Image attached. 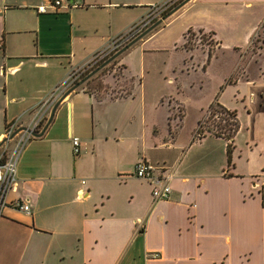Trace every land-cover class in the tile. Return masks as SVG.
I'll use <instances>...</instances> for the list:
<instances>
[{"label":"crops","instance_id":"1","mask_svg":"<svg viewBox=\"0 0 264 264\" xmlns=\"http://www.w3.org/2000/svg\"><path fill=\"white\" fill-rule=\"evenodd\" d=\"M162 1L66 0L54 10L49 0H0V142L13 122L32 124L73 68ZM176 6L56 101L44 132L26 141L0 216V264H264V41L253 50L264 35V0H188L172 12ZM188 30L210 38V56L208 47L187 50ZM226 60L215 96L198 104L182 138V78ZM114 61L134 81L130 93L89 90ZM228 87L232 103L222 99ZM214 102L238 121L229 161L223 137L195 138ZM173 103L183 106L182 119ZM8 142L0 157L13 149ZM142 160L170 171L168 199L154 201L151 185L133 175Z\"/></svg>","mask_w":264,"mask_h":264},{"label":"built area","instance_id":"2","mask_svg":"<svg viewBox=\"0 0 264 264\" xmlns=\"http://www.w3.org/2000/svg\"><path fill=\"white\" fill-rule=\"evenodd\" d=\"M65 1L66 0H49L48 7L57 10L64 5ZM177 1L178 0H163L162 2L152 4L142 18L135 21L126 30L113 37L106 47L95 51L82 65L73 68L65 80L58 84L46 100L39 105L32 124L27 126L31 131L23 129V127L18 128L16 122H13L6 127L5 135H8L7 137H9L15 133L14 136L17 138L10 153L3 159H1L2 156L0 157V216L6 205L8 191L16 188V163L19 154L26 141L33 137L31 132H39L47 111L56 101L63 96H66V93L72 88V86L86 73L93 70L107 59L108 56H111L129 43L140 32H142L144 28L150 25L154 20L160 18L164 10L175 4ZM46 9L47 6L45 4L37 6V11L40 13L46 12ZM71 145L72 152L78 154L81 145L80 138L78 136H72ZM133 175L137 178L146 180L151 185V196L154 201H161L169 198L171 192V173L164 165H152L149 162L142 160L136 163ZM15 205L27 213L30 212L31 205L28 202L17 201Z\"/></svg>","mask_w":264,"mask_h":264},{"label":"rangeland","instance_id":"3","mask_svg":"<svg viewBox=\"0 0 264 264\" xmlns=\"http://www.w3.org/2000/svg\"><path fill=\"white\" fill-rule=\"evenodd\" d=\"M181 1L182 0H178L175 4L168 7L166 10H164L161 16L165 15L170 9H172ZM261 41H264V35H260L253 39L254 51H257L256 49L262 46ZM184 46L187 47V50L200 48V47H208V49L210 48L211 51H214L216 49L214 47V44L212 43V41L209 40L206 34L200 31H193V30H188L184 34ZM200 54H201L200 52H196L195 55L196 61L198 59L197 57L200 56ZM218 64H216L213 68L210 69L208 75H203L202 73L197 71L182 78V82L184 85L182 96L185 99L184 102L185 117H184L182 138H186L190 134L192 128L194 127L196 117L198 116L199 113L198 104H200V102L207 103V100H210L213 96H215V94H213L215 89L224 79L223 74L227 71L229 67V62L228 60H226L223 63H218ZM118 65L119 64L116 62L115 65H113L112 69L109 67H106L105 69V75L103 76V78H101L103 84L102 90H104L105 92L106 91L114 92L116 90H119L120 88L128 87V85L130 84L129 83L130 79L123 77L121 74V70L116 69ZM109 75H111V81L109 80L105 82L104 78ZM200 81L201 83L197 84V82ZM191 82H194L195 86H191ZM232 95L233 93H231V90L229 89L228 91L223 93L222 99L228 102L230 101V103H232L234 102V100L232 99ZM173 107H174L175 115L182 114L183 112L182 107H180L178 103H173ZM16 138L17 137L14 136V138L10 140L15 141ZM8 141H6L4 144H6ZM7 144H9V142Z\"/></svg>","mask_w":264,"mask_h":264},{"label":"trees","instance_id":"4","mask_svg":"<svg viewBox=\"0 0 264 264\" xmlns=\"http://www.w3.org/2000/svg\"><path fill=\"white\" fill-rule=\"evenodd\" d=\"M201 32V31H200ZM210 40V38H209ZM211 41V40H210ZM211 50L209 48L208 54L209 56L211 55ZM116 61H114L109 68H113V65H115ZM106 69V68H105ZM105 69H103L99 74H97L95 77H93L88 83L87 86L89 90H98L102 89L103 84L101 78L105 75ZM116 69L121 70V74L123 73V66L119 64ZM115 71V70H114ZM124 77V76H123ZM129 85L128 87H125L124 89L126 91H129L132 89L134 86V81L129 78ZM182 114H178L180 119L183 117L184 113V108L182 105ZM238 129V121L236 118V114L233 111L228 110L224 106L218 104L217 102H214L209 110L207 111L206 114L200 119L198 122V127L196 129V134L195 138H200L203 134L204 131L210 132L216 136L223 137L227 141V146H226V152L228 155V161L231 155L232 151V138L234 134L236 133ZM5 155L1 157L3 159Z\"/></svg>","mask_w":264,"mask_h":264},{"label":"water","instance_id":"5","mask_svg":"<svg viewBox=\"0 0 264 264\" xmlns=\"http://www.w3.org/2000/svg\"><path fill=\"white\" fill-rule=\"evenodd\" d=\"M188 0H184L182 1L179 5H177L173 10H177L179 7H181L185 2H187ZM150 30V29H149ZM148 31V30H147ZM147 31H145L144 33H142L141 35H139L138 37L134 38L133 40H131L129 43H127L125 46H123L121 49H119L118 51H116L115 53H113L109 58H107L103 63H101L98 67H96L95 69H93L89 74H87L82 80H80L79 82L75 83L72 88L66 93V95H68L70 92H72L73 90H75L77 87H79L83 82H85L86 80H88L90 77H92L93 75H95L98 71H100L105 65H107L109 62H111L113 59H115L119 54H121L124 50H126L129 46H131L134 42H136L138 40L139 37H141L143 34H145ZM58 105V102L54 104L52 111H51V116L50 119L48 121V123L51 121L55 109ZM23 129H27L28 131H31L27 126L23 127ZM44 132V129L41 132H31L33 137L35 136H40L42 133ZM15 133H13L11 136L7 137L5 136L2 141L0 142V146L2 144H4L6 141L10 140L11 138H13Z\"/></svg>","mask_w":264,"mask_h":264}]
</instances>
